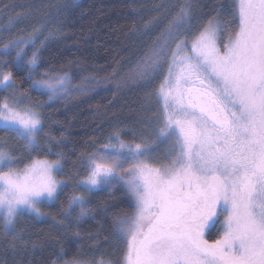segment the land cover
Wrapping results in <instances>:
<instances>
[{"label": "snow or ice", "instance_id": "6c2138e0", "mask_svg": "<svg viewBox=\"0 0 264 264\" xmlns=\"http://www.w3.org/2000/svg\"><path fill=\"white\" fill-rule=\"evenodd\" d=\"M203 7L177 0L162 30L159 17L134 30L142 55L129 78L149 87L142 128L126 140L117 125L76 161L53 152L66 138L52 135L47 103L32 93L53 101L87 89L72 88L62 67L41 70L47 21L15 34L31 6L0 25V232L12 236L14 254H28L33 264L37 245L29 248L17 231L21 217L46 219L41 206L62 204L52 222L64 239H79L71 230L95 218L93 200L103 193L131 209L111 216L108 236H89L124 246L115 264H264V0H234L227 20ZM46 155L56 159L38 158ZM99 207L108 216L115 203ZM219 229L209 243L205 235Z\"/></svg>", "mask_w": 264, "mask_h": 264}, {"label": "trees", "instance_id": "16d2710c", "mask_svg": "<svg viewBox=\"0 0 264 264\" xmlns=\"http://www.w3.org/2000/svg\"><path fill=\"white\" fill-rule=\"evenodd\" d=\"M176 2L177 0H0V25L5 24L9 16L24 12L29 6L33 10L29 19L17 26L16 35L26 36L33 28H39L47 21V28L39 36V40L48 37L42 53L44 64L41 70L62 67L72 77V88L87 89L84 93L73 92L64 99L53 101H48L46 95L32 93L35 99L47 103L44 111L51 117L46 123L51 126L52 135L66 138L64 144L52 146L53 152L63 151L69 160L76 161L82 151L91 150L90 141L102 142L103 137L117 125L129 133L124 137L126 140H131L132 134L140 131L142 124L138 117L143 114L145 93L149 91V87L129 78L138 55H142L140 33L134 30L142 29L143 24L153 17L160 18L159 28L162 30L167 23L165 15ZM194 2L198 6L206 5L207 7H203L205 12H212L213 15L219 12L223 19L231 18L227 9L233 5L234 0ZM162 4L165 7H158ZM4 5L9 8L4 10ZM199 22L206 23L207 19ZM157 35L159 31L152 38L155 39ZM40 158L56 159L52 155ZM71 167V164L66 163L65 171H70ZM115 195L120 200L128 199L121 196L120 191H116ZM100 203H115V207L110 208L109 215L105 216L99 207ZM61 206L63 205L41 206V210L49 214L46 219H34L27 215L20 218L17 231L28 242L29 248L32 242L37 245L30 256L33 264H52L54 260L57 264H62L60 255H63L65 261L103 258L113 261V264L121 258L123 253L118 248L124 246H117L111 241L104 243L103 236L109 235L111 216L131 210L128 203L110 201L103 193L95 197L92 204L95 218L86 217L78 229L71 230L80 232L79 239H64L61 235L63 229H58L53 224V216L60 219L58 212ZM98 232L103 233L98 238L99 243L95 239H89L90 235ZM218 234L219 231H213L206 236L214 240ZM11 240V235L5 238L0 232V264H12L14 259L19 264H28V254H14L9 248Z\"/></svg>", "mask_w": 264, "mask_h": 264}, {"label": "rangeland", "instance_id": "374dc122", "mask_svg": "<svg viewBox=\"0 0 264 264\" xmlns=\"http://www.w3.org/2000/svg\"><path fill=\"white\" fill-rule=\"evenodd\" d=\"M38 158H40V157H38ZM42 159H48V158H42ZM48 160L51 161V160H53V159H48ZM56 178H57V179H62V178H60V177L58 176V174H57ZM221 219H223V217H222ZM222 232H223V229H219L218 237L215 238L214 240L219 239V238H220V235L222 234ZM205 239H207V240L209 241V243H211V242L214 241V240H210V239H208L206 235H205Z\"/></svg>", "mask_w": 264, "mask_h": 264}]
</instances>
